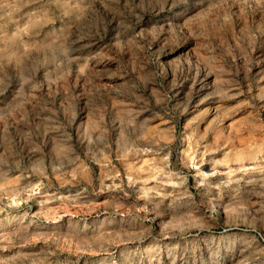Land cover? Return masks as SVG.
Masks as SVG:
<instances>
[{"label":"rangeland","instance_id":"obj_1","mask_svg":"<svg viewBox=\"0 0 264 264\" xmlns=\"http://www.w3.org/2000/svg\"><path fill=\"white\" fill-rule=\"evenodd\" d=\"M0 264H264V0H0Z\"/></svg>","mask_w":264,"mask_h":264}]
</instances>
